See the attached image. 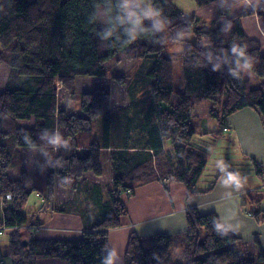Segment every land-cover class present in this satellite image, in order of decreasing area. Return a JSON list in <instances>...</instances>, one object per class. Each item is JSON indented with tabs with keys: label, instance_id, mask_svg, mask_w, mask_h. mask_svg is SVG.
I'll list each match as a JSON object with an SVG mask.
<instances>
[{
	"label": "trees",
	"instance_id": "1",
	"mask_svg": "<svg viewBox=\"0 0 264 264\" xmlns=\"http://www.w3.org/2000/svg\"><path fill=\"white\" fill-rule=\"evenodd\" d=\"M216 1L195 0L200 8ZM125 5L124 0H0V67L10 70L0 94V231L11 229L12 264L49 258L66 264H114L109 233L122 227L128 214L122 193L133 196L152 182L166 188L181 183L189 195L202 192L199 184L209 155L203 143L202 147L194 143L196 128L213 119L218 129L203 130L200 136L225 137L235 147V136L227 133L228 119L245 109L264 117V51L260 41L249 38L241 26L245 17L264 19V0L257 8L216 25L187 17L171 0H148L145 7ZM167 30L178 34L169 40ZM169 42L184 44L183 90L177 94L173 61L166 55ZM121 56L148 64L139 79L149 93L141 97L133 84L128 86L130 103L123 107L113 106L109 91L96 88L81 94L80 114L59 108V87L75 96L79 77L104 79L110 72L108 64ZM242 66L252 74L245 77ZM126 79V75L114 77L120 84ZM97 119L103 125L101 140L81 148L79 135L91 132ZM19 148L36 150L44 184L54 189L58 176L64 188L86 196V201L77 203L87 212L90 207V225L79 239L23 242V229L42 224L34 213L25 211L31 189L25 185L28 173L21 168ZM102 149L110 150L114 170L107 191L82 181L87 173L102 176ZM226 157L238 165L224 171L230 174L242 206L263 222L264 186L249 191L244 184V171L251 169L262 177L261 166L237 155ZM17 167L19 175L13 177L11 170ZM214 185L215 181L208 190ZM40 211L62 212L58 206L48 210L45 204ZM186 217L179 264L264 262L260 250L257 259L241 257L239 240L221 230L215 214L189 209ZM178 237L132 233L123 264H171Z\"/></svg>",
	"mask_w": 264,
	"mask_h": 264
},
{
	"label": "crops",
	"instance_id": "2",
	"mask_svg": "<svg viewBox=\"0 0 264 264\" xmlns=\"http://www.w3.org/2000/svg\"><path fill=\"white\" fill-rule=\"evenodd\" d=\"M171 1L187 17L195 16L215 25L247 10L255 9L262 3V0H219L200 8L195 0ZM241 26L249 38L260 41L264 51V19L257 16L245 17L241 21ZM228 125L227 133L231 137L235 136L238 145L236 154L238 159L254 160L262 168V177L249 169L251 174L244 179L246 189L249 191L262 189L264 186V117L253 109H245L232 115L228 119ZM18 151L20 154L35 152L32 148H19ZM224 169L216 173L219 174L218 176L204 175V179L199 184L202 190L200 193L189 195L187 188L181 183H174L166 188L161 182H152L137 189L129 199L124 197L128 214L122 219V227L109 233V244L115 254V261L118 256L124 263L128 239L132 233L140 237L160 233L171 236L184 235L189 209H196L201 215L215 214L220 222L221 230L239 240L241 257L257 259L259 250L264 253V221L246 212L230 174ZM26 172L30 183L33 182L32 169ZM212 181H215V185L212 190H208ZM262 206L264 211V202ZM54 217L58 221L54 220ZM40 219L44 221L40 222L42 225L37 228L23 229V236L31 231L30 239H79L90 225H84L82 217L67 214H58L50 219L40 216ZM1 232H7L8 236L1 240L3 246H0V264L1 262L7 264L5 258H12L9 249L11 229ZM4 247L6 250L3 249ZM244 253L250 255L244 256ZM35 264H66V262L58 258H49L38 259Z\"/></svg>",
	"mask_w": 264,
	"mask_h": 264
},
{
	"label": "rangeland",
	"instance_id": "3",
	"mask_svg": "<svg viewBox=\"0 0 264 264\" xmlns=\"http://www.w3.org/2000/svg\"><path fill=\"white\" fill-rule=\"evenodd\" d=\"M126 3L127 0H124ZM148 0H130V7H145L147 5ZM130 15V11H128ZM178 34V30L176 31H166V36L170 40L172 35ZM184 48V44L181 42H169L167 45L166 55L171 57L174 66V87L175 93L182 92L183 90V67L182 61L180 58V54L182 49ZM2 47L0 45V51ZM108 66H110V72L107 77L104 79H96V78H89V77H79L77 80V90L75 96H70V94L59 87V108L61 110H66L68 114H80L79 106H80V99L81 94L83 92L93 91L96 88L107 90L111 93L112 96V104L113 106H123L126 107L130 103V91L128 90V86L133 84L134 90L136 91L137 95L144 97V95L148 92L146 86L143 84L141 79H139V75H144L148 71V64L144 63V60L139 59L136 61L128 60L126 57L121 56L112 60ZM242 73L245 77H248V74L252 72L245 68L241 67ZM9 68L6 65L0 67V94L5 90L6 82L9 75ZM127 76V79L124 84H120L119 82L114 80V77H121ZM144 86V88H143ZM148 87V86H147ZM254 87V85H253ZM134 91V92H135ZM149 93V92H148ZM25 123H22L24 125ZM30 126L33 122L29 123ZM218 124L213 119H208L206 124L196 128V135L194 137V143L197 146H201V143L205 146L207 153L209 155L207 168L205 170L204 175L206 177L214 176L218 173L219 170H222L228 166L237 167L238 165L235 164L236 161H229L226 156H230L233 159H236V154L238 151V145L233 146V143H229L225 137H218V138H207L203 139L205 136H200L201 131H215L218 129ZM103 132V125L102 120L97 119L93 122L92 131L87 133H82L78 137V141L82 143L83 146L81 148H88L89 144L94 141L95 139L101 140V133ZM102 153V176L96 177L91 173H87L83 176L82 181L84 184H98L101 186L105 191H107V187L112 186V181L114 177V170L113 164L111 161V152L110 150H103ZM26 154V155H25ZM25 154H21L22 164L21 168L24 170L32 169L33 177L30 183V180L27 179L25 183L26 186L30 188V197L28 202L25 206V211L27 213H34L36 215L35 219H39L41 221L40 216L42 218L50 219L52 216H56L58 214L63 215H74L82 217L84 220V225H88L90 223V207L88 208V212L86 208L79 209L78 201H86V196L84 193H79L76 190L64 188L62 186V182L60 181L58 176H55V184L54 189H51L48 184H44L45 180V173L41 171L38 167L37 163V153L36 150L31 154V151ZM27 156V157H25ZM34 156V158H33ZM15 162L13 161V165H17V161L19 159L18 155L14 157ZM29 164L31 166H29ZM19 167V168H20ZM19 168H13L11 173L13 177H18L19 175ZM248 169V168H247ZM245 177L251 174V171L245 170ZM28 175V174H27ZM204 179V178H203ZM31 184V185H30ZM36 187H35V186ZM45 186V188H44ZM48 186V187H46ZM43 188L44 191L42 192L41 189ZM264 189V188H263ZM47 193V194H44ZM122 200L125 203V198L129 199L131 195L128 193L121 194ZM76 198V199H75ZM75 200V201H74ZM74 201V202H73ZM43 204L46 205L48 210H52L55 206L60 207V211L62 212H45L40 211ZM84 204V202H83ZM55 205V206H54ZM126 205V203H125ZM54 206V207H53ZM68 211V212H67ZM54 220L55 219L54 217ZM58 221V220H57ZM7 232L0 233V246L2 247L1 240L7 238ZM31 237V231L26 232L23 236V242L27 244L28 240ZM185 237L183 235L179 236L175 239V243L172 247V260L171 264H179L183 260V252L185 248ZM184 241V243L182 242ZM4 250L5 247L3 248ZM244 256H249V253H244ZM12 258L6 257L5 261L7 264H12L15 260V257L11 255ZM248 259V258H247ZM123 264V260L119 259L118 256L116 257L115 264L121 263Z\"/></svg>",
	"mask_w": 264,
	"mask_h": 264
},
{
	"label": "clouds",
	"instance_id": "4",
	"mask_svg": "<svg viewBox=\"0 0 264 264\" xmlns=\"http://www.w3.org/2000/svg\"><path fill=\"white\" fill-rule=\"evenodd\" d=\"M129 5H130V0H127L125 7H128ZM130 15L135 16L136 13H130ZM145 15H148V13H145ZM233 50H234V51H237L236 49H233ZM240 54L243 55L242 52H241ZM109 264H111L110 261H109Z\"/></svg>",
	"mask_w": 264,
	"mask_h": 264
},
{
	"label": "bare ground",
	"instance_id": "5",
	"mask_svg": "<svg viewBox=\"0 0 264 264\" xmlns=\"http://www.w3.org/2000/svg\"><path fill=\"white\" fill-rule=\"evenodd\" d=\"M101 151H103V149H102ZM101 158H102V153H101ZM35 228H37V227H35ZM4 230H9V229H4ZM4 230H3V231H4ZM0 232H1V231H0ZM164 234H165V233H164Z\"/></svg>",
	"mask_w": 264,
	"mask_h": 264
},
{
	"label": "built area",
	"instance_id": "6",
	"mask_svg": "<svg viewBox=\"0 0 264 264\" xmlns=\"http://www.w3.org/2000/svg\"><path fill=\"white\" fill-rule=\"evenodd\" d=\"M1 264H3V263L1 262Z\"/></svg>",
	"mask_w": 264,
	"mask_h": 264
}]
</instances>
